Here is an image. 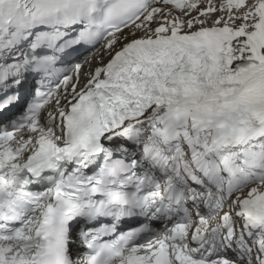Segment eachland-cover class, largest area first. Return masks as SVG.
Segmentation results:
<instances>
[{"label":"snow or ice","instance_id":"1","mask_svg":"<svg viewBox=\"0 0 264 264\" xmlns=\"http://www.w3.org/2000/svg\"><path fill=\"white\" fill-rule=\"evenodd\" d=\"M0 264H264V0H0Z\"/></svg>","mask_w":264,"mask_h":264}]
</instances>
